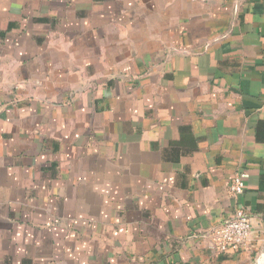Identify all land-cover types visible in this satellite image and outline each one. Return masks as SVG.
Returning a JSON list of instances; mask_svg holds the SVG:
<instances>
[{
	"label": "crops",
	"instance_id": "0c3cea01",
	"mask_svg": "<svg viewBox=\"0 0 264 264\" xmlns=\"http://www.w3.org/2000/svg\"><path fill=\"white\" fill-rule=\"evenodd\" d=\"M237 207L251 238L219 253ZM263 248L264 0H0V264Z\"/></svg>",
	"mask_w": 264,
	"mask_h": 264
},
{
	"label": "built area",
	"instance_id": "2783aa9c",
	"mask_svg": "<svg viewBox=\"0 0 264 264\" xmlns=\"http://www.w3.org/2000/svg\"><path fill=\"white\" fill-rule=\"evenodd\" d=\"M245 175L237 174L230 186L232 195L238 197L245 191ZM253 223L248 210L237 207L233 216L213 232L217 252L239 251L246 247L251 238Z\"/></svg>",
	"mask_w": 264,
	"mask_h": 264
},
{
	"label": "rangeland",
	"instance_id": "374dc122",
	"mask_svg": "<svg viewBox=\"0 0 264 264\" xmlns=\"http://www.w3.org/2000/svg\"><path fill=\"white\" fill-rule=\"evenodd\" d=\"M263 255H264V248L261 249V251H260L259 253H257L255 264H257V262L260 260V258H261Z\"/></svg>",
	"mask_w": 264,
	"mask_h": 264
},
{
	"label": "bare ground",
	"instance_id": "6f19581e",
	"mask_svg": "<svg viewBox=\"0 0 264 264\" xmlns=\"http://www.w3.org/2000/svg\"><path fill=\"white\" fill-rule=\"evenodd\" d=\"M257 264H264V255L260 258Z\"/></svg>",
	"mask_w": 264,
	"mask_h": 264
}]
</instances>
